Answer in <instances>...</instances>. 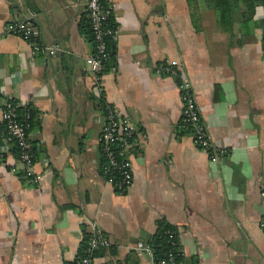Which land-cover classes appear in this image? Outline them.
Here are the masks:
<instances>
[{
    "label": "crops",
    "instance_id": "0c3cea01",
    "mask_svg": "<svg viewBox=\"0 0 264 264\" xmlns=\"http://www.w3.org/2000/svg\"><path fill=\"white\" fill-rule=\"evenodd\" d=\"M211 1L105 0L117 33L99 96L86 63L93 44L80 28L87 0H0V130L6 101L35 109L29 136L43 174L39 183L21 178L0 141V264H70L94 226L117 247L97 264H116L161 220L176 230L186 264H264V0L226 1L228 22ZM12 20L31 22L39 43L64 55L1 37ZM64 60L74 65L69 86ZM164 61L179 64L176 75L157 72ZM182 78L210 139L228 150L218 162L180 125ZM106 105L145 142L122 194L101 174Z\"/></svg>",
    "mask_w": 264,
    "mask_h": 264
},
{
    "label": "built area",
    "instance_id": "2783aa9c",
    "mask_svg": "<svg viewBox=\"0 0 264 264\" xmlns=\"http://www.w3.org/2000/svg\"><path fill=\"white\" fill-rule=\"evenodd\" d=\"M88 15L91 18L93 32L95 36V47L86 58L90 72L96 84L98 95L102 96L103 63L109 59L105 38L115 37V28H104L109 12L103 10L100 0H87ZM16 36L28 43L34 54H46L55 56L61 48L59 46H45L39 43L40 32L27 21L12 20L4 25L1 37ZM139 67H143L137 61ZM178 63L175 61H164L157 67V72L162 75H176ZM179 99L183 106L181 127L188 130L193 136L194 144L206 152L213 162H218L221 157L228 155V150L215 145L207 133V127L201 118L197 98L193 86L186 78H182L178 85ZM22 107L13 100H8L4 104L3 113V151L1 156L12 155L10 143L16 142L20 148L19 164L23 178L32 183H39L43 180V174L36 167L35 154L29 142L28 125L18 117L17 109ZM104 126L100 138V147L103 156L101 174L107 184L112 186L115 192L122 194L132 184L134 169L132 162V152L140 151L144 148L145 142L139 140L137 128L133 120L125 115L120 109L112 105L104 108ZM118 174V177L114 176ZM261 196L264 197V186L261 187ZM260 227L264 230V218L260 221ZM93 236L90 238L89 246L84 254L78 253L74 261L70 264H97L98 258L94 256V251L102 246L109 248L112 245L110 239L100 233L97 228H93ZM170 240L174 239V233L166 232ZM148 242H138L132 251L138 257H147L152 264H186L185 260H176L177 255L168 252L165 258L155 261L154 251ZM181 257H184L183 252Z\"/></svg>",
    "mask_w": 264,
    "mask_h": 264
},
{
    "label": "trees",
    "instance_id": "16d2710c",
    "mask_svg": "<svg viewBox=\"0 0 264 264\" xmlns=\"http://www.w3.org/2000/svg\"><path fill=\"white\" fill-rule=\"evenodd\" d=\"M228 2L229 4H232V0H222V1H211L210 6H214L215 9H219L220 10V15H221V21L226 20L228 22V20L231 17V13H227L226 10L223 8L222 6L224 5L225 2ZM245 1H252V0H245ZM101 5L103 10H107V5L105 0H100ZM217 9V10H218ZM226 25V22L223 23ZM115 24L112 21L111 18V14H109L108 20L107 22L104 24V28H114ZM81 32L83 35L86 36V38L88 39L89 42H91L93 44V49L95 47V36H94V32H93V26H92V22H91V18L88 16L87 19L83 20V22L81 23ZM106 41V45H107V51L109 54V59L107 61H105L103 63V74H105L109 67H110V61L112 60V58L115 55V41H114V37H109L107 36L105 38ZM15 103V101H14ZM17 113H18V117L20 118L21 121L25 122L28 125V134H30V131L36 127V118L38 113L35 111V109L32 106H22V107H18L17 109ZM3 131H4V123L3 126L1 127L0 130V141L2 143L3 142ZM29 142L31 143L32 147H33V152L35 154V159H37L38 156V148L37 145L32 142V140L30 139L29 136ZM10 150L12 152V155L16 158L19 159L20 156V148L18 147L16 142H11L10 143ZM6 156H4L5 158ZM3 158V157H2ZM18 175L23 178V174L22 172H18ZM114 176L118 177L117 173H114ZM159 228L158 231L156 232V234L150 239V243L149 245L152 247L153 251H154V257H155V261L158 262L160 259L165 258L166 254L168 252H172L173 254L177 255L176 260H185L184 257H181V254L183 252V249L180 245L179 239L177 237L176 234V230L168 223H166L165 221L161 220L158 222ZM167 231H171L174 233V239L170 240L169 237L167 236L166 232ZM93 236V234L91 232L85 231L83 234V239L79 248V252L78 253H82L84 254L87 247L89 246V241L90 238ZM117 247L116 244H112L109 248H105V247H98L95 251H94V256L99 258V257H107V256H112L114 257L117 254L116 251ZM116 264H140V260L138 258H136L133 254L132 251H130L128 253V255L126 256V258H124V260H117Z\"/></svg>",
    "mask_w": 264,
    "mask_h": 264
},
{
    "label": "water",
    "instance_id": "95a60500",
    "mask_svg": "<svg viewBox=\"0 0 264 264\" xmlns=\"http://www.w3.org/2000/svg\"><path fill=\"white\" fill-rule=\"evenodd\" d=\"M64 54L63 53H61V54H59L58 53V55L57 56H63ZM64 62H65V65H64V70L66 71H68V74H67V78H66V84H67V86H69V83H70V77H71V75H72V72H71V69L74 67V65H73V63L71 62V63H69L68 62V60H64Z\"/></svg>",
    "mask_w": 264,
    "mask_h": 264
},
{
    "label": "rangeland",
    "instance_id": "374dc122",
    "mask_svg": "<svg viewBox=\"0 0 264 264\" xmlns=\"http://www.w3.org/2000/svg\"><path fill=\"white\" fill-rule=\"evenodd\" d=\"M143 258V257H142Z\"/></svg>",
    "mask_w": 264,
    "mask_h": 264
}]
</instances>
